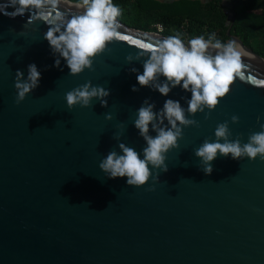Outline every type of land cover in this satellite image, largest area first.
Segmentation results:
<instances>
[{"label": "water", "instance_id": "water-1", "mask_svg": "<svg viewBox=\"0 0 264 264\" xmlns=\"http://www.w3.org/2000/svg\"><path fill=\"white\" fill-rule=\"evenodd\" d=\"M62 2L59 11L79 12ZM14 11L0 0V264H264V161L218 154L205 175L194 156L206 138L215 139L219 123L227 121L230 139L242 144L260 130L264 59L227 30L256 60L242 57L244 79L234 80L214 110L187 117L199 126L182 130L157 182L128 187L126 178L108 179L100 161L119 154V143L142 158L145 142L133 121L145 100L159 111L167 99L186 109L191 98L180 86L166 97L141 88L130 71L142 74L150 55L131 39L155 47L168 37L117 19L119 36L131 39L114 38L91 70L71 76L63 60L53 67L47 26L28 24V12L13 18ZM138 53L140 60L125 62ZM29 64L41 74L39 86L17 105L15 73L26 79ZM86 82L109 92L107 106L93 100L69 111L65 94Z\"/></svg>", "mask_w": 264, "mask_h": 264}, {"label": "clouds", "instance_id": "clouds-1", "mask_svg": "<svg viewBox=\"0 0 264 264\" xmlns=\"http://www.w3.org/2000/svg\"><path fill=\"white\" fill-rule=\"evenodd\" d=\"M61 2L9 0L10 6L15 9L13 18L28 12V24L39 21L47 26L43 39L55 57L53 67L59 68L63 60L69 70L68 75L76 76L86 69L91 70L93 59L105 51L108 42L117 37L120 39L117 17L121 9L113 4V0H80L75 7L82 11L70 13L58 10ZM158 27L162 30V26ZM137 44L150 52L143 61L142 74L135 68L130 69L136 73L137 84L165 97L172 89L180 86L184 92L191 93V98L186 101V109L179 101L167 99L159 111H154L155 105L145 100L136 111L133 121L145 142L142 158L135 149L119 143V154L115 150L110 151L100 161L98 168L108 179L126 178L128 187L144 186L150 179L155 183L159 173L168 171L166 154L178 146L182 130L199 126L195 119L187 117L204 113L205 109L209 113L214 110L221 98L229 93L234 80L244 79L245 67L240 46L235 41L221 43L214 33L207 40L201 36L190 39L187 44L179 34L159 41L155 47L139 42ZM134 59L140 60V54L135 57L131 54L126 56L125 62L131 63ZM161 77L164 78L163 82L160 81ZM40 78L41 74L35 64L27 66L26 79L23 72L16 71L14 89L17 105L39 86ZM131 90L135 92L138 89L134 86ZM108 96L109 92L104 87L86 82L68 91L64 99L67 109L71 111L77 105L87 108L93 100L99 101L101 107H106ZM111 118L110 115L105 116L106 120ZM238 120L235 115L231 117L232 124L238 123ZM150 129L155 133L154 136L150 135ZM230 137L229 123H219L214 131L215 139L210 141L206 138L194 150V156L200 161V168L205 175L212 173V162L218 154L221 157L231 156L238 161L245 157L249 161L257 158L264 161V124L260 125L258 132L248 136L246 143L242 144L239 136L234 140ZM113 139L119 140L120 137L114 136ZM156 170L158 172L154 176Z\"/></svg>", "mask_w": 264, "mask_h": 264}, {"label": "trees", "instance_id": "trees-1", "mask_svg": "<svg viewBox=\"0 0 264 264\" xmlns=\"http://www.w3.org/2000/svg\"><path fill=\"white\" fill-rule=\"evenodd\" d=\"M113 4L136 11L139 18L151 21L153 27L175 24L183 30L180 38L186 43L201 36L207 40L213 33L221 43H227L229 30L230 35L238 37L264 59V0H113ZM121 18V15L117 17ZM133 27L158 32L148 24H133Z\"/></svg>", "mask_w": 264, "mask_h": 264}, {"label": "rangeland", "instance_id": "rangeland-1", "mask_svg": "<svg viewBox=\"0 0 264 264\" xmlns=\"http://www.w3.org/2000/svg\"><path fill=\"white\" fill-rule=\"evenodd\" d=\"M76 1H80V0H76ZM66 2H71L69 0H66ZM72 4H78V3H75V2H71ZM121 20L118 19L122 24L128 26V27H132V28H135V29H138L140 30L139 28H136V27H133V24H136V25H143V24H148L149 27L151 28H156L158 32H155V33H158V34H161L162 33H166L170 36H174V35H177V34H182L183 30L180 28H178L175 24H170V25H167V26H164L162 24H158L156 25L155 27H153L152 25V22L151 21H146L145 19L143 18H139L138 14L136 11H133V10H126V9H121ZM158 26H162V30L160 27ZM162 35V34H161ZM186 41H184L185 43Z\"/></svg>", "mask_w": 264, "mask_h": 264}, {"label": "bare ground", "instance_id": "bare-ground-1", "mask_svg": "<svg viewBox=\"0 0 264 264\" xmlns=\"http://www.w3.org/2000/svg\"><path fill=\"white\" fill-rule=\"evenodd\" d=\"M63 4H65L66 6L70 7V8H74L76 10H79V11H82V9H77L75 7L76 4H72V3H69V2H62ZM242 57H245L246 59H253V60H256V57L251 55V54H248V53H245L243 52V55ZM262 64H264V62H261Z\"/></svg>", "mask_w": 264, "mask_h": 264}, {"label": "snow or ice", "instance_id": "snow-or-ice-1", "mask_svg": "<svg viewBox=\"0 0 264 264\" xmlns=\"http://www.w3.org/2000/svg\"><path fill=\"white\" fill-rule=\"evenodd\" d=\"M120 39L121 40H129V39H131L130 37H127V36H120ZM131 42L133 43V44H137V42H139L138 40H135V39H131ZM141 44H143V43H141Z\"/></svg>", "mask_w": 264, "mask_h": 264}]
</instances>
